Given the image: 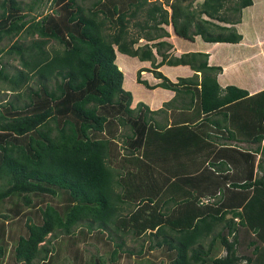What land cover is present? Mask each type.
I'll use <instances>...</instances> for the list:
<instances>
[{
  "label": "trees",
  "instance_id": "1",
  "mask_svg": "<svg viewBox=\"0 0 264 264\" xmlns=\"http://www.w3.org/2000/svg\"><path fill=\"white\" fill-rule=\"evenodd\" d=\"M43 2L0 1V42L22 33L31 37L28 44L15 40L0 48V58L15 55L21 66L9 73L0 59V81L15 93L0 103V201L14 196L22 201H13L1 215L6 221L26 216L25 234L13 246L14 262L46 260L53 249L47 236L61 234L72 244L81 238L114 241L112 261L124 251L135 253L124 249L127 235H145L147 249L163 248L169 264H264L259 259L264 249L259 251L255 240L248 242L254 245L251 255L238 252L247 232L264 248V174L252 178L254 154L240 151L249 171L238 178L198 169L194 161L207 143L203 123L217 112L231 138L262 141L264 89L250 95L234 84L222 88L221 66L210 65L208 53L174 56L173 44L164 39L169 36L164 25H171L190 41L200 36L205 42L238 43L242 35L235 24L253 0H91L87 5L50 0L51 12L31 15ZM140 15L143 20H132ZM140 38L147 42L135 46ZM51 41L59 47L48 50ZM116 50L149 61L152 69L139 68L137 83L170 89L174 98L158 110L142 101L131 107ZM163 65H188L202 76L174 82L158 70ZM143 70L160 82L150 85L140 76ZM184 95L190 109L186 120L168 124L154 118ZM114 127L126 128L120 137L127 156L141 151V158L128 159L135 171L110 163L118 137ZM185 151L193 158L191 169L181 160ZM168 156L177 158L171 166L162 162ZM218 246L224 253L216 254ZM143 248L141 243L136 253ZM4 253L0 245V256ZM98 261L105 263L102 256Z\"/></svg>",
  "mask_w": 264,
  "mask_h": 264
},
{
  "label": "rangeland",
  "instance_id": "2",
  "mask_svg": "<svg viewBox=\"0 0 264 264\" xmlns=\"http://www.w3.org/2000/svg\"><path fill=\"white\" fill-rule=\"evenodd\" d=\"M1 1V0H0ZM23 4H26L30 2L31 0H19ZM78 2H82L81 0H77ZM91 0H85L82 2V4H89ZM202 0H197V2H201ZM54 9V6H53ZM52 11V5L50 4V0H44L41 6H38L37 9L32 11L31 15H38V18L40 16L44 15L46 12L49 13ZM231 13H227V15H230ZM241 19L239 23L235 24V29L238 33L242 35V39L239 41V43H226V44H220V43H214L210 44V46H217L213 52L215 57L218 60H215V65L221 66V76L222 78V84H234L239 87H245L248 88L249 91H255L259 89V86L254 87L251 82L254 83L253 78L258 74L260 76V66H264V0H253L252 5L244 8L241 12ZM236 17V16H235ZM143 20V15H140L138 17L133 18L132 20ZM217 24L221 25H229L228 23H223L219 20H213ZM165 29L169 32V36L164 37L165 40H169L172 44H176L179 52H176V48H174V45L171 50V54L174 56L181 55L182 51L187 48V46H193L192 49L197 48L201 44H203V40L200 38V36H195L194 40H192L193 44L190 40L181 38L177 36L171 25H164ZM131 33L135 34V29H130ZM15 40H17L19 43L28 44L31 40V37H25L23 36V33L19 36H15L12 39L5 38L0 42V48L7 49ZM147 41L145 39L140 38L138 42L135 44V46H140L145 44ZM207 44V42H204ZM150 44V43H149ZM257 44V45H256ZM258 46V47H257ZM48 50H51L52 47H59V45L51 41L47 46ZM182 52V53H181ZM212 53V52H211ZM116 57L115 60L116 64L118 66H121L124 73V88L126 90L131 91L130 88L134 91V97L132 95V103L131 107H135L136 104L140 101L144 102V98H146V95L144 96V93L142 94L135 93L137 92L136 87V78H137V70L139 68H148L151 70V63L149 61L146 62H139V60L136 57L128 56L126 54L120 53L116 50ZM229 57L227 61L224 62L225 58ZM157 60H160V56L157 55ZM220 58H224L220 61ZM1 65L4 67V69L9 72L13 73L16 69H19L20 62L17 56L15 55H7L5 53L1 56ZM236 65V69H232ZM228 66V67H227ZM175 66H169L164 65L161 66L158 70L162 72L164 75L166 74H174V73H182L185 72L182 69H175ZM225 68H227L225 70ZM187 69V68H186ZM229 69V70H228ZM149 70H143L140 73V76L142 79L147 78L150 82H154L156 79L160 80L155 76V74ZM189 70V69H188ZM255 70V71H254ZM225 75V76H224ZM261 77V76H260ZM218 80V79H217ZM224 81V82H223ZM35 82L31 81L29 83L30 86H35ZM144 87V86H141ZM261 87H264V81L261 84ZM132 92V91H131ZM15 98V93L8 90V85L5 82L0 81V103H3L4 101L12 100ZM24 99L18 100L19 103H22ZM176 102V101H175ZM165 103V102H164ZM163 103V104H164ZM173 103V102H172ZM163 104L160 105L161 107H158L156 109L155 106L149 105V108L151 110H158L163 107ZM172 110V109H170ZM173 112L170 114L169 112L157 114L154 116L156 120L160 122H167L169 121V115L171 116L173 121H177V117H172ZM114 131L117 137V140L115 141V151L112 154L113 158L110 162L114 167H123L124 170H133L135 171L136 168L134 166H131L128 162V159H131L132 157H139L141 158V151H136L132 156H127V149H125V143L123 138L120 136L126 132V128L124 127H114ZM264 140V139H263ZM262 148L264 150V142L262 145ZM162 158V156H159ZM199 156L196 161L200 160ZM263 161H264V153L262 155ZM179 160V159H178ZM182 161L185 160V158L181 159ZM177 161V158H174L173 156H168L167 159L162 162H165L166 166H171L173 163ZM160 169V168H159ZM161 170V169H160ZM163 171V170H161ZM164 173V171H163ZM166 174V173H165ZM3 185V181L0 180V186ZM219 198L218 196H216ZM36 201V198H34ZM13 201H19L22 202L20 198L14 196L11 198L4 199L3 201H0V229L4 230V234H1L0 231V245L3 246V249L5 253L3 256H0V264H16L11 257L13 254V246L18 238V235L25 234L26 227H25V220L26 216H23L22 214L19 216H11V218L6 221L3 220L1 214H5L8 207L13 205ZM22 210L26 211L29 210L27 207H23ZM32 210V208L30 209ZM229 216V215H228ZM230 217V216H229ZM34 218V217H33ZM36 220V218H34ZM4 223V224H2ZM85 230V229H84ZM86 231V230H85ZM242 232V231H241ZM138 238L131 237V235H127L125 237V245L124 249L126 250H132L133 254L129 255L127 252H122L115 261L110 260V252L114 248V241L109 242V245L102 244L100 241H96L92 238L87 239H80L76 244L70 243L69 239L65 235H57L56 237H53L48 235L47 238H49L52 243L51 247H53L51 253L47 255V259L44 261L41 260H34V264H101L98 261V256H102L105 259L104 264H151L155 262L163 261V264H169L168 258L166 256L165 251L163 248H154L152 250H148L147 246L149 244V239L145 235H139ZM245 244L243 246L242 244L238 247V252L240 254H252V249L254 245H249V241L255 240L259 251H261L263 248V245L258 242L257 239H255L254 235L251 232H247L245 235ZM141 243L144 244L143 253L137 254L136 251L139 249ZM48 245V246H49ZM224 253V250L222 247L218 246L216 254H222ZM255 257V256H254ZM253 257V258H254ZM262 263H264V255H262L261 258ZM209 260V258H208ZM22 264V263H20ZM207 264H210L207 262Z\"/></svg>",
  "mask_w": 264,
  "mask_h": 264
},
{
  "label": "crops",
  "instance_id": "3",
  "mask_svg": "<svg viewBox=\"0 0 264 264\" xmlns=\"http://www.w3.org/2000/svg\"><path fill=\"white\" fill-rule=\"evenodd\" d=\"M204 42H203V44H201L200 46H198L195 49H192L193 46H187V48L184 49V51H182V52H192V51L206 52L209 55L208 56V63L210 65H215L214 62L218 58V56L216 58L215 55L213 54V52L217 46H210V44H213L212 42H207V44H205ZM191 43L193 44L192 41H191ZM216 43H223V42H216ZM173 45H174V48H176L175 51L179 52L180 50L178 49L176 44L174 43ZM223 59L224 58H220V61ZM228 59H229V57L225 58L224 62L227 61ZM230 60H233V59H229V61ZM217 61H219V60L217 59ZM139 62H146V61H140L139 60ZM260 67L263 68V69H260V73H259L261 77L258 76V74H257L253 78L254 83L251 82V84H253V86L256 85V86H259L260 88L255 90V91H249L248 88L244 87L245 89L248 90L250 95L264 89V87H261V84L264 81V66L262 65ZM119 68H120V66H119ZM174 68L175 69H177V68L182 69L185 72L166 74V76L171 81L176 82L178 77H190V76H193L194 74L198 75L199 80L201 79V76H202L201 73L195 72L188 65H177ZM232 69H236V65L234 67H232ZM221 74L222 73H220L218 75L217 79H218V83L220 84V86L222 88H224L228 84L225 83L224 81H223L224 84H222L221 80H222L223 76H221V80L219 78ZM145 79L147 80V78H145ZM124 82H123V84H124ZM147 82L150 85H153V84L160 82V80L156 79L154 82H150L149 80H147ZM135 84H136V87L138 89L137 92H135V93L142 94V92H143L144 96L146 95V98H144L145 100H143L144 103L155 106L154 109L161 107L160 105H162L164 102L170 101L175 96V92L170 90V89H165L162 87H156L154 89H149L140 83L136 82ZM141 86H144V87H141ZM256 86H254V87H256ZM123 87H125V85ZM130 89H131L132 95L134 97V91L132 90V88H130ZM188 101H189V99L185 95L182 98L178 97L177 101L174 103V107L172 108V110H167V111L170 114L173 112L172 117L173 116L177 117L178 121L186 120V117H187L188 112L190 110ZM215 120H219V125L215 124ZM169 121L171 124L172 118L170 115H169ZM225 124H226V122H225L224 117H223L221 112H217L215 114H212L208 119H206L205 123H203L202 129L206 132L205 139L207 140V143H205L206 145L205 144L203 145L204 146L203 150L197 153L198 156H196V159L194 160L196 162V164L199 163V165H200L198 167V169H201L202 167L203 168L206 167L208 170H210L211 172L214 171L216 174L218 171H220V172H223L222 175H225L227 173L230 178L231 177L238 178L239 176H241V173H242V171H244V169H246L245 172L247 170L249 171V169L247 168V164H248L247 156H244L242 153H240V151L241 152L246 151V152H249L250 154H254V158H253L254 168H253V175H252L253 177L252 178H257V177L262 176V174H264V161L262 158V155L264 153V150L262 148V145L264 142V140H263L264 137L259 144L258 143H252L249 141H245L244 139H235V138L233 139V138H231V134H229L228 128L225 126ZM258 146H259V151H256ZM190 154L191 153H189L188 151H185V154H184L185 157L184 158H185V161H189V162H187V164H189L188 168L191 169V167H193V161H192L193 158ZM199 156H201L200 160L196 161L197 159H199L198 158ZM201 163H203V164L201 165ZM240 179H241V177H240ZM228 182H231V179ZM208 199H209V201L213 202L216 199V197H214V198L203 197L202 198L203 201H206V200L208 201Z\"/></svg>",
  "mask_w": 264,
  "mask_h": 264
}]
</instances>
